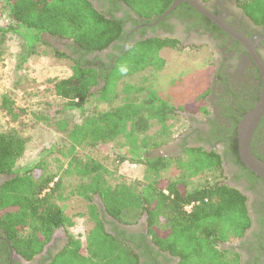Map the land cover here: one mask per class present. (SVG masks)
I'll list each match as a JSON object with an SVG mask.
<instances>
[{
	"label": "trees",
	"instance_id": "1",
	"mask_svg": "<svg viewBox=\"0 0 264 264\" xmlns=\"http://www.w3.org/2000/svg\"><path fill=\"white\" fill-rule=\"evenodd\" d=\"M5 1L9 18L27 30L25 37L28 43L45 42L42 35H47L66 40L72 47L73 58L56 51L58 55L74 62L71 75L55 80L52 84L54 93L65 100L64 109H83L95 94L99 100L111 99L119 78L147 67L162 68L164 59L159 56V52L163 48L179 46L178 41L170 38L138 40L120 52L108 70L107 64L97 67L96 59L84 56L100 52L123 39V18L114 14L119 6L98 10L91 0ZM106 1L112 5L123 3L135 15L147 21L157 19L172 2ZM240 2L254 23L264 26V0ZM4 31L0 27V42ZM99 80L103 84L95 91ZM131 89L128 85L124 86L120 94L126 95L121 104L91 114L82 123L68 129L67 136L73 149L75 146L113 141L124 135L122 153H119L118 158L120 161L145 165L142 189L135 193L124 184L112 187L97 172L96 166L88 171L78 158L71 160L64 173L74 168L79 174L88 175L82 178L78 192L91 203L89 218L94 225L86 234L84 242L69 233L68 244L48 264H139L136 249L140 246L132 245L129 235L118 232L113 235L106 231L99 216L101 213L124 224L134 223L145 213L147 233L142 234L144 242L140 253L148 255L149 259L152 256L150 253L157 247L159 251L175 258L176 264H238L239 253L229 245H224L242 237L250 227L251 220L245 195L221 179L224 176L220 154L202 147H187L184 154L178 157L152 155L151 149L162 143L151 141L140 144V136L148 130L152 118L157 116L162 121L166 114L173 111V107L155 96L148 100L130 96ZM2 106L6 114L15 120L17 116L13 114L11 102L5 97ZM202 111L208 112L203 108ZM228 140L237 157L235 132L229 135ZM24 150V138L12 131L0 133V177L3 178L0 181V236L10 243L17 254L30 260L41 252L56 229H67L72 222L58 204L64 198L61 177L56 178L57 173L44 174L41 169L43 160L30 167L14 170ZM172 162L179 170L178 175L163 178L162 172ZM38 170L41 173L37 174ZM92 171L95 173L89 178ZM248 171L253 178L261 180ZM193 178L200 181L194 183ZM94 194L100 198L103 209L93 202ZM146 240L151 241L153 246ZM3 244L8 253L7 244Z\"/></svg>",
	"mask_w": 264,
	"mask_h": 264
},
{
	"label": "rangeland",
	"instance_id": "2",
	"mask_svg": "<svg viewBox=\"0 0 264 264\" xmlns=\"http://www.w3.org/2000/svg\"><path fill=\"white\" fill-rule=\"evenodd\" d=\"M0 27L5 30L0 42V133L12 131L25 139L24 153L14 170L30 167L43 160L41 169L44 174L57 173L56 178L61 177L64 198L58 204L72 222L64 230L84 242L94 222L89 218L91 203L79 194L78 188L82 178L88 175L79 174L74 168L64 173L68 163L78 158L88 171L96 166L97 172L108 185L114 187L124 184L135 193L142 189L145 165L119 160L124 135L113 141H100L72 149L67 130L97 111H106L121 104L126 94L120 93L128 85L132 89H139H131L130 96L144 100L155 96L173 107V111L166 114L162 121L157 116L150 120L148 130L140 136V144L171 140L188 127V119L183 112L201 118L198 107L206 109L202 98L209 93L214 56L204 45L184 43L175 48H163L159 52V56L164 59L162 68L147 67L119 78L109 100H99L95 94L83 109H64L65 100L54 93L52 84L72 73L74 62L56 53L58 50L68 54L67 48L46 35H42L45 42L28 43L25 37L27 30L9 18L5 0H0ZM3 97L11 102L13 114L17 116L15 120L6 114L2 106ZM36 173H41V170ZM91 173L89 178L95 172ZM178 173L172 162L161 176L173 178ZM192 181L197 183L200 180L193 178ZM98 198L96 194L92 196L93 202L99 205ZM235 240L224 247L229 245L233 248L231 245Z\"/></svg>",
	"mask_w": 264,
	"mask_h": 264
},
{
	"label": "flooded vegetation",
	"instance_id": "3",
	"mask_svg": "<svg viewBox=\"0 0 264 264\" xmlns=\"http://www.w3.org/2000/svg\"><path fill=\"white\" fill-rule=\"evenodd\" d=\"M91 1L98 10L119 6L114 14L123 18L125 31L122 40L113 42L100 52L84 56L91 60L98 59L95 62L97 67L107 64L106 68L110 70L120 52L127 50L138 40L150 37L174 39L178 41L179 46L184 43L204 45L213 54L214 69L209 93L202 98L208 112L204 113L200 106L198 112L201 118L183 112L188 119V127L171 140L152 148L150 152L155 156L178 157L184 154L187 147H202L207 151L215 150L219 153L223 181L245 195V204L251 220L250 227L243 236L231 245L239 253L238 264H264V179L251 176L249 169L244 168L239 155L236 157L232 152L228 140L233 132L237 139L239 121L256 105L263 90L264 26L254 23L242 8L240 0H197L205 10L218 18L219 23L196 10L186 0H179L174 10L159 22L156 21L160 16L152 21L144 20L123 3L112 5L106 0ZM50 38L67 48L69 53L65 52L66 55L75 57L67 41L57 37ZM253 55L262 61L261 68L254 61ZM101 83L103 84V81L99 80V84ZM250 146L252 153L264 161V115L255 129ZM98 199L103 209L102 202ZM99 216L106 231L113 235L116 232L129 235L132 237L129 238L132 245L140 246L136 249L139 264H176L175 258L167 252L159 251L157 247L150 253L151 259L148 255H141L144 242L142 234L147 233L145 213L131 224H124L107 214L101 213ZM68 234L63 228L56 229L41 252L30 260L24 259L16 252L20 258L12 255L10 243L0 236V264H48L55 254L68 244ZM4 242L7 244L8 253L4 250ZM145 242L153 246L151 241Z\"/></svg>",
	"mask_w": 264,
	"mask_h": 264
},
{
	"label": "water",
	"instance_id": "4",
	"mask_svg": "<svg viewBox=\"0 0 264 264\" xmlns=\"http://www.w3.org/2000/svg\"><path fill=\"white\" fill-rule=\"evenodd\" d=\"M193 6L196 10L201 12L202 14L208 16L216 23H219L218 18L215 15L211 14L207 10H205L199 1L197 0H186ZM179 0H174L171 5L167 8L165 12H163L159 19L156 22L162 20L166 15L174 10L177 6ZM264 38V36L262 37ZM254 61L257 65L261 68L262 61L255 55H253ZM264 79V78H263ZM264 115V80H263V90L260 95L259 101L256 105L249 110L246 114L243 115L242 119L239 121L237 126V147H238V155L241 162L252 171L255 175L259 176L260 178L264 179V161L257 158L251 151L250 142L252 136L255 132V129L262 119ZM10 252L12 255H15L16 258H20L19 255L15 254V251L10 246Z\"/></svg>",
	"mask_w": 264,
	"mask_h": 264
},
{
	"label": "built area",
	"instance_id": "5",
	"mask_svg": "<svg viewBox=\"0 0 264 264\" xmlns=\"http://www.w3.org/2000/svg\"><path fill=\"white\" fill-rule=\"evenodd\" d=\"M189 209V208H188Z\"/></svg>",
	"mask_w": 264,
	"mask_h": 264
}]
</instances>
